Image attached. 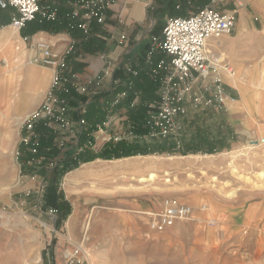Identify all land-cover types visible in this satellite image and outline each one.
I'll list each match as a JSON object with an SVG mask.
<instances>
[{
  "label": "rangeland",
  "instance_id": "374dc122",
  "mask_svg": "<svg viewBox=\"0 0 264 264\" xmlns=\"http://www.w3.org/2000/svg\"><path fill=\"white\" fill-rule=\"evenodd\" d=\"M153 1V8L148 10L138 33L140 41L150 45L154 41L152 37L157 40L162 37L165 20L171 16L168 5L175 0ZM254 4L246 12L253 25L263 29ZM226 7L231 8L232 4ZM239 30L237 23L230 33L221 37L223 46L212 49L238 75L244 72L240 70L239 74L236 59L242 57V51L251 55L245 65L249 87L245 98L251 100L250 105L230 102L223 112L194 110L188 105L184 114L190 137L207 138L215 146L213 152H185L184 143L175 135L156 151L89 160H114L113 163H123L121 169H126L121 175L119 170L121 179L117 180L116 188L107 192L108 196H102L101 187L89 183L80 192L78 203L83 208L72 223L68 220L72 209L68 200L65 199L68 204L65 215L45 203L44 191L52 180V171L45 168L31 175L22 172L17 164V175L6 187L12 195L1 198L4 204L0 206V264H63V251L81 240L86 252L85 264H264V177L258 176V172L264 171V84L262 89L255 84L249 86L260 77L261 71L264 77V63L251 67L252 58L256 57L253 44L243 34L235 42L233 38L240 35ZM258 53L259 57L264 56V40ZM224 77L223 80L227 78ZM237 90L235 101L242 98ZM139 101L136 98L135 104ZM234 107L236 111L232 110ZM117 118L120 122L114 137L119 139L112 141H131L133 137L124 121L128 118L125 106L117 107L109 116L105 124L108 129ZM149 141L150 145L158 143L154 137ZM230 151L231 154L225 155ZM12 154L15 158L14 151ZM234 159L236 171L228 167ZM66 173L60 176L58 186L64 196L62 179ZM150 174L155 175L151 181H139V177ZM167 199L189 205L190 216L160 230L150 229V220L162 211ZM125 204L135 210L143 207L148 210L134 211L132 216L120 208Z\"/></svg>",
  "mask_w": 264,
  "mask_h": 264
},
{
  "label": "built area",
  "instance_id": "2783aa9c",
  "mask_svg": "<svg viewBox=\"0 0 264 264\" xmlns=\"http://www.w3.org/2000/svg\"><path fill=\"white\" fill-rule=\"evenodd\" d=\"M252 1L254 0H207L205 5L197 8H192L189 3L185 16H169L165 20L162 37L158 40L153 38L152 47L146 53L147 60H150L156 52L162 53L152 70L153 74L160 78L157 97L153 103H148L145 112L150 137L166 138L179 135L182 130L181 117L186 113L188 105L194 110L210 109L221 112L235 100L226 92L223 76L233 78L236 70L212 49L210 41L230 33L235 27L238 10ZM39 2L40 0H0V11L7 10L8 25L13 29L21 30L41 12ZM112 2L113 0H74L73 13L80 14L83 20L79 27L87 31L88 23L92 18L102 22L105 19V10ZM229 3L232 4V8L226 7ZM176 7L178 8L179 5ZM55 13L56 11L52 10L47 13V17H54ZM36 46L41 56L35 61L53 66L56 70L40 106L18 123L21 137L14 151L16 160H19L20 144L27 146L31 153L35 152L34 147L38 140L35 125L40 120L59 134L55 139L62 150H65L69 142L76 140L82 128L87 127V121L83 118L75 121L68 118L67 113L70 109L68 100L71 97L61 95L68 85L86 94L85 88L78 87L73 78L62 73L66 68V58L72 46L60 62L52 54L48 43L39 41ZM125 69L127 72L135 73L129 64L125 65ZM95 93H89L87 103ZM125 96L126 92H119L106 103L114 107ZM136 98L132 104H135ZM85 108V105L80 106L79 113L83 114ZM107 121L108 119L102 125H97L95 132L102 131ZM112 139L119 138L110 137L109 140ZM93 144L94 142L91 148ZM82 149L77 147L74 150L78 152ZM58 157L60 156L57 155L55 160ZM42 160L43 156L36 155L27 160V165L34 167L41 164ZM18 165L21 166V163L18 162ZM191 212L189 205L167 199L164 201L162 211L156 213L150 220L149 228L160 230L172 225L176 220L188 218ZM85 254L81 240L80 243L63 251V264H85Z\"/></svg>",
  "mask_w": 264,
  "mask_h": 264
},
{
  "label": "crops",
  "instance_id": "0c3cea01",
  "mask_svg": "<svg viewBox=\"0 0 264 264\" xmlns=\"http://www.w3.org/2000/svg\"><path fill=\"white\" fill-rule=\"evenodd\" d=\"M256 1L254 0L238 10L240 16L238 15L235 26L237 23L239 28L242 26L241 24L248 17L246 10H250L249 5L251 6L252 3H255L253 8H256ZM46 2L57 5L61 11H67L71 3L70 0H46ZM153 2V0L139 2L113 0L105 12V19L99 26L103 31L102 36L105 37L104 47L95 53L77 52L76 50L70 53L66 70L68 76L74 79V83L78 87L86 89V94L77 90L84 95L83 101L75 97L70 99L77 104L78 109L87 104L89 93H95V91L97 92L92 97H97L98 104L112 98L115 95L114 82L118 83V78L114 79L113 77L115 69L119 65L130 64L133 58L142 57L145 54L150 43L140 41L138 33L143 28L148 10L153 8ZM221 37L210 42L218 43L217 47L219 44L222 46L224 40H220ZM233 39L235 42L240 41L238 34ZM39 41L48 43L52 54L60 62L78 40L74 39L66 30L52 32L40 29L35 31L34 26L31 25L27 35L23 36L21 30L13 29L8 24L0 26V206L4 204L2 196L12 195L6 190V187L13 182L17 175L18 163L13 154H10V150L15 151L17 147L18 123H21L24 117L40 106L51 86L56 70L53 66L43 65L38 60L35 61L41 56L36 46ZM240 55L242 57L236 59L235 63L241 72H244L245 65L251 59V55L246 54L245 51H242ZM228 80V78L223 80L225 90L235 97L239 92L237 88L228 83ZM97 81L99 83L95 84ZM236 108L234 107L232 110L236 111ZM71 109L74 110L76 107L72 106ZM127 120L128 118L124 121L127 122ZM119 122L120 119L117 118L112 122V128L108 129L105 125L104 130L94 133L95 152L99 151L111 136L117 135L115 131ZM113 162L114 160L96 159L82 163L64 175L62 185L65 190L64 197L71 203V216H69L70 219L68 218L71 223L83 208L78 203L81 200L80 192L89 183H95L101 187L102 196H108L110 193L107 192H111L112 187H117V180L121 179L119 170L121 175L126 168L121 169L124 166L123 163L117 165ZM120 208L129 211L132 216L134 211L145 213L148 210L144 207L135 210L129 204L121 205Z\"/></svg>",
  "mask_w": 264,
  "mask_h": 264
},
{
  "label": "trees",
  "instance_id": "16d2710c",
  "mask_svg": "<svg viewBox=\"0 0 264 264\" xmlns=\"http://www.w3.org/2000/svg\"><path fill=\"white\" fill-rule=\"evenodd\" d=\"M73 1L70 0V8L67 11H61L57 5L46 2V0H40L39 5L41 12L37 13L35 18L28 22L24 28L21 29L23 36L27 35V31L30 26H34V30H46L52 32H58L66 30L71 34L74 39L78 41L72 45L71 51L66 58V68L62 71L63 75L68 76L67 73V59L73 50L77 52L95 53L100 51L105 44V37L102 36L103 31L99 26L101 22H98L95 18H92L88 23L87 31H84L79 27L82 23L80 14L75 15L73 13ZM192 8L202 7L207 3V0H175L168 5L171 16H185L188 10V4ZM179 5L177 8L176 6ZM55 10L54 17H47V13ZM107 9L105 10V12ZM9 24L8 11H0V26ZM152 47L148 45L147 51ZM142 57L133 58L130 61V66L134 69L135 73L127 72L125 66L119 65L114 71V79L118 78L116 84H114L113 90L115 94L119 92H126V96L114 107H110L108 103L98 104L97 97L85 104V112L79 113L77 104L68 100V106L70 107L67 116L69 119L75 121L78 119H85L87 121V127L81 129L76 140L69 142L62 150L56 143V137L59 135L53 131L44 121L40 120L35 125V132L38 135L35 152L31 153L30 149L23 145H19L20 156L19 162L21 163V171H25L27 174H39L40 170L48 168L52 171L53 176L47 189L44 191L45 203L49 205L53 210H60L62 215L67 212V201L64 198L63 193L59 190L60 176L67 171L78 167L80 164L88 162L93 158L102 157L104 159L119 158L133 154H144L151 151L158 150L161 144L167 143L172 138L166 137H154L158 143L156 145H150L149 133L150 128L145 121V112L148 103L156 99L157 90L160 86V78L153 74L152 70L157 59L162 56L161 52H156L152 55L150 60L146 59V53ZM62 96L75 97L79 100H84V95L80 94L76 88L72 85H68L66 90L61 93ZM140 98L138 104H132L134 98ZM73 104V105H72ZM75 106L76 109L72 110L71 107ZM120 106H125L128 112L127 130L133 137L131 141L122 139L119 141L109 140L99 152H95L91 148L93 143V133L97 130V125H102L113 111ZM222 112V111H221ZM182 130L178 135L180 142H183V151L188 152H213L215 146L208 141L202 135L196 137L189 135L186 131L187 118L181 117ZM171 142V141H170ZM82 147L81 151L76 152L74 149ZM160 150V149H159ZM62 152V155L55 160V157ZM36 155L43 156L42 163L31 167L27 165V160L32 159Z\"/></svg>",
  "mask_w": 264,
  "mask_h": 264
},
{
  "label": "bare ground",
  "instance_id": "6f19581e",
  "mask_svg": "<svg viewBox=\"0 0 264 264\" xmlns=\"http://www.w3.org/2000/svg\"><path fill=\"white\" fill-rule=\"evenodd\" d=\"M257 7L255 8V13L256 16L258 18V20L260 21V23L263 26V29H257L252 21H251V16L248 14L247 19H245L243 21V23L241 24L242 26L240 27V36L243 34L244 36L246 35L252 42L253 46H252V52H255L256 57H254V59L252 58L251 61V67H253L252 65L254 64H258V63H264V56L259 57L258 56V51H259V47L261 46L262 41L264 40V0H257ZM239 36V34H238ZM239 36V37H240ZM224 38V37H223ZM226 39V38H225ZM221 40V39H220ZM235 40V39H234ZM222 42V41H221ZM228 42V40H227ZM223 43V42H222ZM218 44V43H217ZM217 44L215 43H211V46H216ZM227 44V43H225ZM220 45V44H219ZM222 45V44H221ZM228 45V44H227ZM223 46V45H222ZM233 46V44H232ZM219 48V47H218ZM217 50V49H216ZM222 50V49H221ZM227 53V52H226ZM230 54V53H229ZM222 57V56H221ZM264 67V64H263ZM252 69V68H251ZM237 70H239V74H240V69L238 68ZM259 71V70H258ZM252 73V72H251ZM261 75L260 77H258V79L255 80V82H251L249 86H253L254 84L257 85L258 88L262 89V86L264 84V77H263V71H261ZM259 74V73H258ZM248 74L246 73V71H244L243 74H236L235 77L233 78H228V83L234 87H236L237 89L240 90L241 93V100H237V101H233L235 103V105H242L245 106V104L250 105L251 100H248L247 98H245V91H247L249 89L248 84H246V76ZM259 76V75H258ZM252 77V76H251ZM251 80V78H250ZM228 84V85H229ZM256 93V92H255ZM234 106V105H233ZM22 120V119H21ZM264 140V139H262ZM13 153V150H10V154ZM226 154H231L230 152H225ZM190 157H196L198 158L200 155H189ZM231 158H235V156H231ZM228 167L232 169V171H236V165H235V159L233 161H231L228 164ZM155 175L150 174V176H146V177H139V181L141 182H147V181H151L154 178ZM243 175L241 174L240 177H242ZM258 176L259 177H264V171H260L258 172ZM230 194H233V192H231ZM211 207V206H210ZM212 209V208H211ZM202 211V210H201ZM204 211V210H203ZM196 212V211H195ZM194 212V213H195ZM204 213V212H203ZM206 214H210V211L206 212ZM194 215V214H193ZM198 215V214H197ZM212 215V214H211ZM199 216V215H198ZM45 226V225H44ZM38 258V257H37Z\"/></svg>",
  "mask_w": 264,
  "mask_h": 264
}]
</instances>
